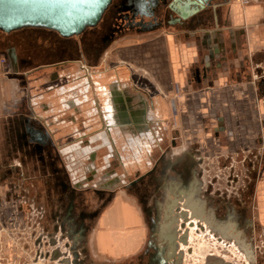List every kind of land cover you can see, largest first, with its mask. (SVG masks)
<instances>
[{
	"label": "crops",
	"instance_id": "crops-1",
	"mask_svg": "<svg viewBox=\"0 0 264 264\" xmlns=\"http://www.w3.org/2000/svg\"><path fill=\"white\" fill-rule=\"evenodd\" d=\"M184 9L190 12L193 7L184 0ZM6 58L1 50L0 60ZM101 65L114 75L104 74L97 81L107 87L116 82L121 94L124 85L129 95L140 91L149 99L154 118L150 122L145 118V141L157 132L153 131L154 124L165 125L163 137L168 143L177 141L202 169L217 168L216 178L208 174L201 177L203 182L205 178L216 179L222 191L229 174L239 176L238 184L252 181L251 209L243 217L255 227L256 236L263 237L264 0H215L211 8L197 13L179 29L172 25L117 40L107 49ZM37 68L15 72L11 65H0V220L16 216L13 202L23 204L30 188L34 187L43 198L40 204L46 194L47 185L38 177L41 163L22 145L26 127L46 131L55 148L68 153L76 131L72 119L75 98L86 108L83 116L90 117L88 98L82 101V96H73L75 89L70 82L54 86L50 93L41 89L50 73L34 70ZM68 72L74 74L73 69ZM62 74L59 72L58 78ZM150 95L156 96L151 99ZM135 104L130 102L132 107ZM100 107L103 109L105 104ZM175 113L180 129L170 130L168 123ZM159 144L158 140L156 146L161 149ZM141 149L137 151L140 155ZM132 153L121 149L127 166L135 161L130 158ZM127 166L122 167L126 176L135 168ZM116 196L89 236L88 256L93 263L131 255L146 237L134 202L124 198L123 193Z\"/></svg>",
	"mask_w": 264,
	"mask_h": 264
},
{
	"label": "flooded vegetation",
	"instance_id": "flooded-vegetation-1",
	"mask_svg": "<svg viewBox=\"0 0 264 264\" xmlns=\"http://www.w3.org/2000/svg\"><path fill=\"white\" fill-rule=\"evenodd\" d=\"M163 2L158 1L152 15L140 16L126 10L133 8L128 0H113L96 27L71 38L34 29L0 34V51L7 54L6 64L11 65L8 53L14 50L18 70L46 67L50 78L41 89L50 93L65 81L75 89L73 96H82V101L88 98V118L83 116V102L74 99L72 119L76 131L69 141L70 152L60 153L44 130L36 132L28 125L21 135L29 155L41 163L38 177L47 190L40 204L43 198L34 187L30 188L23 204L14 200L13 211L30 234L46 243L55 264H184L185 254L190 253L189 239L204 234L215 236L218 242L229 241L243 255L232 238L238 233V239H243L252 250V259L246 264H264V236L253 247L247 236H256V230L243 217L250 213L252 181L238 184L239 176L232 173L222 191L216 179L205 178L203 182L201 177L210 172L199 167L177 141L168 143L163 137L165 125H160V136L152 134L141 142L137 149L143 148L141 155L137 151L132 153L130 158L135 161L127 166L122 163L121 147L114 139L121 130L106 124V106L117 88L115 83L107 87L96 80L111 72L102 67L103 57L110 45L122 38L172 25L177 29L184 26L176 21V13L162 8ZM150 27L153 29L148 30ZM69 69H73V75ZM59 72L64 73L60 78ZM101 103L105 104L103 109ZM158 140L161 149L156 146ZM126 166L135 167L127 176L122 170ZM119 193L134 202L146 237L131 255L93 263L88 256L89 236ZM220 194L225 196L220 198ZM23 206L27 209L25 215ZM257 250L263 258L258 259ZM209 256L224 258L217 251ZM202 264L221 263L212 259Z\"/></svg>",
	"mask_w": 264,
	"mask_h": 264
},
{
	"label": "water",
	"instance_id": "water-1",
	"mask_svg": "<svg viewBox=\"0 0 264 264\" xmlns=\"http://www.w3.org/2000/svg\"><path fill=\"white\" fill-rule=\"evenodd\" d=\"M113 0H0V33L9 35L11 33L25 30H46L54 32L62 38H71L79 36L87 29L96 27L102 20L105 12L108 10ZM159 0H128L133 8L128 7L133 15L147 16L152 15L156 10ZM163 1V0H162ZM193 9L186 12L184 9V0H164L162 8L177 14L176 21L183 24L188 19L194 17L197 13L211 8L215 0H185ZM226 2V0H220ZM187 6V5H186ZM134 9H138L136 12ZM153 29L150 27L148 30ZM12 70L17 72V59L14 50L8 53ZM45 67H38L34 70H44ZM114 71L111 72V76ZM116 83V82H115ZM123 95L128 103V108L123 103L122 94L118 89L107 105L106 124L110 128H119L121 133L116 134L117 143H121V149L135 152L145 141V132L147 133L146 122L154 118V113L150 110L149 99L143 92H137L135 95H129L126 88L122 85ZM128 94V95H127ZM118 96V98H116ZM134 107L130 102H135ZM110 105V106H109ZM112 106V107H111ZM129 112L130 116L128 115ZM153 113V114H152ZM130 117V118H129ZM152 125V124H151ZM153 131L155 136H160V126L155 127ZM117 133V132H115ZM122 137V138H121ZM123 138H125L123 140ZM125 144V145H124ZM124 145V146H123ZM130 159V158H129ZM123 163V159H122ZM240 234L233 236V241L240 247L246 260L252 259V250L243 239H238ZM218 260L219 263H225L219 257L209 256L206 261Z\"/></svg>",
	"mask_w": 264,
	"mask_h": 264
},
{
	"label": "built area",
	"instance_id": "built-area-1",
	"mask_svg": "<svg viewBox=\"0 0 264 264\" xmlns=\"http://www.w3.org/2000/svg\"><path fill=\"white\" fill-rule=\"evenodd\" d=\"M239 3H251L258 0H234ZM1 65H6V59H1ZM255 79L259 78L254 76ZM156 95H150L155 98ZM174 129V128H172ZM16 216L0 220V264H44L56 263L46 243L32 235ZM15 235L19 238L16 239ZM44 247V248H43Z\"/></svg>",
	"mask_w": 264,
	"mask_h": 264
},
{
	"label": "rangeland",
	"instance_id": "rangeland-1",
	"mask_svg": "<svg viewBox=\"0 0 264 264\" xmlns=\"http://www.w3.org/2000/svg\"><path fill=\"white\" fill-rule=\"evenodd\" d=\"M0 65H1V60H0ZM118 66H120V65H118ZM61 83L62 84H60V85L67 84L65 81L61 82ZM172 116H173V118H171L169 120L167 128H169L170 130L174 127L180 129V125H179L180 122L178 121L176 113L172 114ZM167 133H168V130H167ZM204 168L210 172V176L215 175L216 173L218 174V170L216 167H204ZM247 237H248L249 241H250V239L252 240L253 247H254V244L257 243L259 240L263 241L262 236L261 237H259V236H253V237L247 236ZM15 238L18 239L19 236L15 235ZM188 246L190 247V250H189L190 253L187 252V249L185 250L187 253L185 254L184 264H202L209 257V254H211V253L216 254V251L219 252L221 254V256H224V258H222L224 261H227L229 263H232V264H246V263H248L244 254L242 255L237 249H235L233 244H231L229 241H223V242L219 241L218 242L216 240L215 236L213 238L212 235H206V234H204V235H192V237L189 239V245ZM45 248H47V245L45 246ZM48 249H49V247H48ZM256 254L258 255V259L260 257H262V254L260 251L257 250ZM263 257H264V253H263ZM44 264H55V263L45 261Z\"/></svg>",
	"mask_w": 264,
	"mask_h": 264
},
{
	"label": "trees",
	"instance_id": "trees-1",
	"mask_svg": "<svg viewBox=\"0 0 264 264\" xmlns=\"http://www.w3.org/2000/svg\"><path fill=\"white\" fill-rule=\"evenodd\" d=\"M0 34H2V33H0Z\"/></svg>",
	"mask_w": 264,
	"mask_h": 264
}]
</instances>
